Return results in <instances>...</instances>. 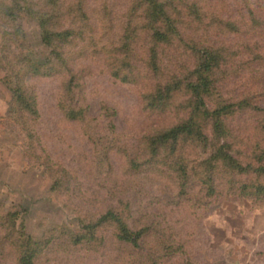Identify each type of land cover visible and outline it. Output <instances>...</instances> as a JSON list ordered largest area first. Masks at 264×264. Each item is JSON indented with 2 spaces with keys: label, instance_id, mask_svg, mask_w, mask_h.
<instances>
[{
  "label": "rangeland",
  "instance_id": "1",
  "mask_svg": "<svg viewBox=\"0 0 264 264\" xmlns=\"http://www.w3.org/2000/svg\"><path fill=\"white\" fill-rule=\"evenodd\" d=\"M43 1L33 0L47 9ZM65 1L79 6V0ZM80 2L94 31L111 25L117 31L127 22L129 0ZM225 2L227 6L221 4L224 10L244 11L245 5L238 0ZM37 15L16 0H0V243L5 233L2 219L15 213L18 227L24 226L34 239L53 238L40 264H264V202L236 195L227 183L215 194H207L195 178L187 188L178 187L145 161L138 170L130 166L126 154L136 156L139 152L138 135L147 128L150 115L142 108L138 87L115 80L101 52L73 59L74 67H85L89 119H61L57 95L65 73L33 75L23 68V58L42 63L51 56ZM69 17L66 13L63 23H69ZM89 31L86 35H91ZM98 36L102 43L116 38L112 34L111 38ZM78 43L88 45L86 39ZM14 67L24 69L22 80L14 74ZM248 78L251 86L242 79H230L225 91L248 87L250 93H257L255 102L264 108L262 79ZM20 81L26 91L37 96L36 118L13 111ZM257 116L234 113L227 123L237 131L243 122L255 126ZM162 119L152 117L154 121ZM29 129L40 139L28 136ZM42 149L75 175L71 190L64 186L53 190V178L40 164L44 158L37 156ZM210 151L200 146L195 152L202 158ZM108 208L123 210L132 228L147 227L140 247L119 240L113 223L98 227L79 247L69 244L67 234H61L64 230L85 233L83 222ZM3 253L8 259L0 264H17L12 247L6 245Z\"/></svg>",
  "mask_w": 264,
  "mask_h": 264
},
{
  "label": "trees",
  "instance_id": "2",
  "mask_svg": "<svg viewBox=\"0 0 264 264\" xmlns=\"http://www.w3.org/2000/svg\"><path fill=\"white\" fill-rule=\"evenodd\" d=\"M129 1L127 22L117 31L112 25L94 31L80 0L78 7L71 1L44 0L47 9L33 0H16L19 6L38 14L51 56L42 63L23 58L26 70L14 67V74L22 80L25 73H65L57 95L61 119L85 121L90 108L83 79L85 67H74L73 59L101 52L115 80L138 87L142 108L150 115L147 128L138 135L140 153H125L133 169L138 170L145 161L178 187L187 188L195 178L207 194H215L227 183L236 195L264 202V108L255 102L257 93H250L248 87L225 91L230 79H242L251 86L247 79L254 76L264 84V0H238L245 5L244 11L224 10L221 4H226L225 0ZM104 11L108 14L109 10ZM66 13L70 16L67 24L63 23ZM89 28L91 35H86ZM98 33L116 38L102 43ZM80 39H86L88 45H77ZM22 85L18 82L13 111L36 118L37 96ZM247 112L258 115L256 125L243 122L233 131L227 123L229 117ZM154 116L163 119L154 121ZM27 132L39 138L31 129ZM200 146L212 151L199 158L195 151ZM41 152L43 155L37 156L44 158L40 164L52 176L53 190L61 186L71 190L75 175L44 149ZM122 211L108 208L83 222L85 233L64 230L61 234H67L69 244L79 247L98 227L113 223L119 240L140 247L147 227L132 228ZM7 219L1 222L5 233L0 263L8 259L3 248L9 245L16 251L17 264H40L52 236L34 239L24 226L18 227L15 213H9Z\"/></svg>",
  "mask_w": 264,
  "mask_h": 264
}]
</instances>
